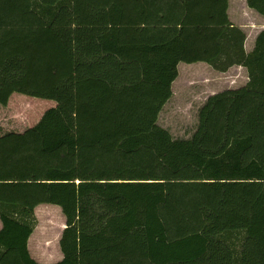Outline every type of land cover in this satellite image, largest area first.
I'll list each match as a JSON object with an SVG mask.
<instances>
[{
    "label": "trees",
    "instance_id": "16d2710c",
    "mask_svg": "<svg viewBox=\"0 0 264 264\" xmlns=\"http://www.w3.org/2000/svg\"><path fill=\"white\" fill-rule=\"evenodd\" d=\"M264 16V0H247ZM229 0H0V104L57 105L0 136V264L61 207L52 264H264V29L251 51ZM248 71L189 138L159 114L180 63Z\"/></svg>",
    "mask_w": 264,
    "mask_h": 264
},
{
    "label": "rangeland",
    "instance_id": "374dc122",
    "mask_svg": "<svg viewBox=\"0 0 264 264\" xmlns=\"http://www.w3.org/2000/svg\"><path fill=\"white\" fill-rule=\"evenodd\" d=\"M230 20L246 33V50L264 29V16L251 9L247 0H229ZM249 80L245 67L235 65L222 72L206 62L180 63L173 82L174 96L159 114V124L168 128L174 138H189L199 123V109L210 95L244 86ZM57 105L55 100L14 93L7 105L0 104V136L8 132H25L35 126L45 111ZM38 224L29 239V250L38 262L52 264L60 257V239L66 226L61 207L40 204L35 208ZM2 222L0 220V229ZM42 259V261H40ZM60 259V258H59Z\"/></svg>",
    "mask_w": 264,
    "mask_h": 264
},
{
    "label": "crops",
    "instance_id": "0c3cea01",
    "mask_svg": "<svg viewBox=\"0 0 264 264\" xmlns=\"http://www.w3.org/2000/svg\"><path fill=\"white\" fill-rule=\"evenodd\" d=\"M251 50H252V49H251ZM174 94H175V93H173L172 97L174 96ZM172 97H171V98H172ZM171 98H170L169 100H171ZM60 251H61V250H60ZM61 253H62V252H61ZM56 256H57V257H56V258H57V261H59L60 259H62V258L60 257V253H59V251L57 252V255H56ZM62 257H63V253H62ZM59 258H60V259H59ZM40 261H42V259H41Z\"/></svg>",
    "mask_w": 264,
    "mask_h": 264
}]
</instances>
